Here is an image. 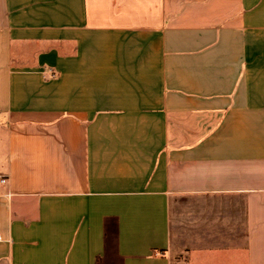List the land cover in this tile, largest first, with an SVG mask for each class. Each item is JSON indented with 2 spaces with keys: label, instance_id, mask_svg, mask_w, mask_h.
<instances>
[{
  "label": "crops",
  "instance_id": "obj_1",
  "mask_svg": "<svg viewBox=\"0 0 264 264\" xmlns=\"http://www.w3.org/2000/svg\"><path fill=\"white\" fill-rule=\"evenodd\" d=\"M0 264H264V0H0Z\"/></svg>",
  "mask_w": 264,
  "mask_h": 264
},
{
  "label": "built area",
  "instance_id": "obj_2",
  "mask_svg": "<svg viewBox=\"0 0 264 264\" xmlns=\"http://www.w3.org/2000/svg\"><path fill=\"white\" fill-rule=\"evenodd\" d=\"M0 181H1L2 183H5V182H6L5 178H1Z\"/></svg>",
  "mask_w": 264,
  "mask_h": 264
},
{
  "label": "rangeland",
  "instance_id": "obj_3",
  "mask_svg": "<svg viewBox=\"0 0 264 264\" xmlns=\"http://www.w3.org/2000/svg\"><path fill=\"white\" fill-rule=\"evenodd\" d=\"M2 150H3V147H2V145L0 144V152H2Z\"/></svg>",
  "mask_w": 264,
  "mask_h": 264
}]
</instances>
